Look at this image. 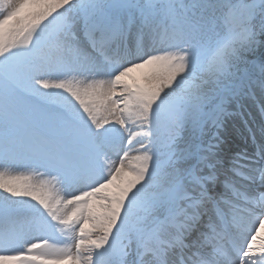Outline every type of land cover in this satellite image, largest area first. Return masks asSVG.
Here are the masks:
<instances>
[{"label": "snow or ice", "instance_id": "1", "mask_svg": "<svg viewBox=\"0 0 264 264\" xmlns=\"http://www.w3.org/2000/svg\"><path fill=\"white\" fill-rule=\"evenodd\" d=\"M0 264H264V0H0Z\"/></svg>", "mask_w": 264, "mask_h": 264}, {"label": "rangeland", "instance_id": "2", "mask_svg": "<svg viewBox=\"0 0 264 264\" xmlns=\"http://www.w3.org/2000/svg\"><path fill=\"white\" fill-rule=\"evenodd\" d=\"M133 75H135V74H133ZM253 127H256V125L254 124ZM238 139H239V138H238Z\"/></svg>", "mask_w": 264, "mask_h": 264}, {"label": "trees", "instance_id": "3", "mask_svg": "<svg viewBox=\"0 0 264 264\" xmlns=\"http://www.w3.org/2000/svg\"><path fill=\"white\" fill-rule=\"evenodd\" d=\"M256 59H259V55H257Z\"/></svg>", "mask_w": 264, "mask_h": 264}]
</instances>
